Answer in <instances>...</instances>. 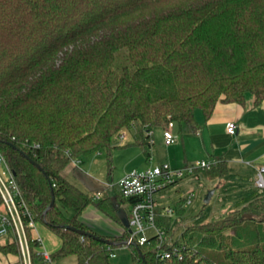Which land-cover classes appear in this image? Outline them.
<instances>
[{"label": "trees", "instance_id": "1", "mask_svg": "<svg viewBox=\"0 0 264 264\" xmlns=\"http://www.w3.org/2000/svg\"><path fill=\"white\" fill-rule=\"evenodd\" d=\"M248 93L255 105L264 97V0H0V153L33 221L60 239L51 261L73 255L76 264H111V252L127 246L133 264H264V195L186 225L178 240L126 244L128 227L103 236L79 220L93 204L118 221L116 203L96 200L62 173L100 150L110 169L114 136L135 122L194 128L195 110L207 119L217 101L243 104ZM148 136L140 131L133 142L145 147ZM226 168L218 158L196 172L218 177ZM115 187L117 203L134 201ZM186 201L171 214L156 208L155 226L169 236L170 216L182 215ZM252 228L250 248L230 246L228 238L253 239ZM31 230L32 264L44 263ZM0 249L16 252V243ZM159 249L176 254L159 259Z\"/></svg>", "mask_w": 264, "mask_h": 264}, {"label": "crops", "instance_id": "2", "mask_svg": "<svg viewBox=\"0 0 264 264\" xmlns=\"http://www.w3.org/2000/svg\"><path fill=\"white\" fill-rule=\"evenodd\" d=\"M199 112L201 113L200 110ZM194 118L196 121L194 128L185 124H173L171 131L176 136V141L170 145L164 144L162 127H157L160 132L158 134L160 144L164 149L163 162L172 167H182L197 159L216 161L219 158L225 161L226 172L218 177L206 176L202 171L186 173L180 179L161 188L154 198L157 208L172 210L174 202L187 197L183 206L185 212V208L193 204L195 187L201 188L204 182L209 187L207 191L211 189L213 193L208 201L210 206L207 208L204 221L199 222L202 223L210 218L224 217L229 211L239 209L263 196L255 187L254 180L258 168L264 167V97L256 105L253 104V96L248 94L245 95L243 104L217 101L212 114L207 119H204L202 113L199 117L196 110ZM230 122L235 124L232 134L225 130L227 123ZM142 131L144 135L147 131L149 135L153 134L152 129H142ZM133 145L136 146L134 142ZM144 152L146 158L151 160V152L145 150ZM80 163L81 161L77 165L72 164L71 172L83 186L81 189L90 195L98 192L96 200L104 196L111 198L116 203L118 212V221H116L90 204L81 213L80 222L99 235L120 234L124 227L120 216L124 213L128 218L129 205L117 203L115 198L118 194L117 188L111 185L108 179L103 180L100 177L90 176L88 172L79 167ZM151 166L153 165H148L146 168ZM197 210L192 209L189 213L193 214ZM198 219L199 217L190 221H198ZM9 234L0 236V246L13 241V237ZM31 236L40 238L38 251L52 254L60 246L59 237L40 223H35ZM16 249V252L0 249V264H22V255L17 245ZM114 252L115 256L111 258V264H133L130 251L126 246H119ZM118 254L122 255L121 259H118Z\"/></svg>", "mask_w": 264, "mask_h": 264}, {"label": "built area", "instance_id": "3", "mask_svg": "<svg viewBox=\"0 0 264 264\" xmlns=\"http://www.w3.org/2000/svg\"><path fill=\"white\" fill-rule=\"evenodd\" d=\"M173 122L169 121L162 128V137L165 145H170L176 141V136L172 133L171 128ZM235 124L227 123L225 130L228 133H234ZM121 132L117 135L121 140L124 137ZM78 160H74L73 164L77 165ZM216 161H206L197 159L190 164L182 167H172L166 162L147 167L145 169H133L122 175L115 183L121 195L126 198H134V201L129 205L128 230L129 234L126 239V244L137 242L144 243L149 237L145 235V229L152 227L155 229V234L158 240L164 241L169 236L162 229L155 226V194L168 184L175 182L183 177L186 173L195 172L196 170L209 169ZM255 187L264 195V167L258 168L254 180ZM99 193L93 194L94 198H98ZM0 207L4 208V212L0 211V236L11 235L22 255V264H32L31 254L29 250L26 229L33 228V221L28 209L21 197L20 190L15 182L14 175L6 164L2 154L0 153ZM169 214L171 209H165ZM39 244L40 238H35ZM44 263L53 264L50 259V254L46 251L37 252ZM175 255V249L172 251L159 249L156 256L159 259L170 258ZM111 257L115 256L111 252Z\"/></svg>", "mask_w": 264, "mask_h": 264}, {"label": "rangeland", "instance_id": "4", "mask_svg": "<svg viewBox=\"0 0 264 264\" xmlns=\"http://www.w3.org/2000/svg\"><path fill=\"white\" fill-rule=\"evenodd\" d=\"M248 95H251L248 93ZM197 115L200 117L201 113L199 110H196ZM152 127V135H149L146 138V141L149 142L145 147H141L139 145H133L134 135L140 131H142L141 126L138 122H135L134 125L130 129H124L123 132L125 135L123 139L119 140L117 135L114 136L112 142L115 144V147L111 150V164L110 169L107 163L108 155L105 150L96 151L90 153L81 158V163L79 167L82 168L85 172H88L90 176L100 177L103 180H109L110 183L116 182L122 175L129 172L133 169H145L148 165H156L164 160V149L163 145L160 143V133L158 128ZM163 128V127H162ZM156 129V130H155ZM120 132V133H121ZM153 142V143H152ZM145 151L151 152V160L146 158ZM72 164L70 163L62 173L66 178L76 185L77 187L82 188L83 186L79 183V180L72 174ZM11 170V169H10ZM83 189V188H82ZM209 189V187L202 182V187H195L194 196L192 198L193 204L189 205L185 208V212L182 215L172 214L170 216V223L168 225L169 231V240L175 241L178 240L183 228L187 224H197L201 221H204V216L207 212L208 206H210L209 202H204L205 192ZM176 202H174L175 204ZM173 204V205H174ZM172 205V206H173ZM192 209H198L195 213L190 214L189 212ZM0 211L4 212V208L0 207ZM67 217H71L73 211L71 209H67L65 211ZM185 214V215H184ZM189 214V215H188ZM208 216V215H207ZM199 217L198 221H190L191 219ZM211 219V218H210ZM208 219V220H210ZM213 219V218H212ZM200 220V221H199ZM264 231H260L262 235L261 243H264ZM250 233L254 235L253 239H238L235 238L234 241L228 238V242H230V246L234 248L247 249L250 248L255 243V229H250ZM155 234V229L152 227L145 229V235L147 237ZM127 247V246H126ZM115 253V252H114ZM121 253V252H118ZM129 253V252H128ZM122 255L118 254V259H121ZM129 260V259H128ZM53 264H76V257L73 255H67L61 258H58L52 261ZM114 262V261H113Z\"/></svg>", "mask_w": 264, "mask_h": 264}, {"label": "water", "instance_id": "5", "mask_svg": "<svg viewBox=\"0 0 264 264\" xmlns=\"http://www.w3.org/2000/svg\"><path fill=\"white\" fill-rule=\"evenodd\" d=\"M212 193H213V190H211V189H210L209 191H207V193L205 194L204 199H203L204 202H208V201H209V199H210ZM53 204H54V197H53V195H52V196H51L50 203H49V205L46 207L45 210H47L48 208L52 207ZM120 219H121L123 225L126 226V227H128V218L126 217V215H125L124 213L121 214ZM73 229H74V228H73ZM78 231H79L80 233H82V234H87V235H90V236H92V237L99 238L100 240H103L105 243H110L109 240L104 239V238H102V237H99V236H97V235H95V234H93V233H90V232H84V231H81V230H78Z\"/></svg>", "mask_w": 264, "mask_h": 264}]
</instances>
